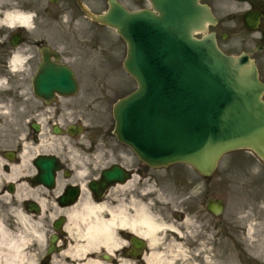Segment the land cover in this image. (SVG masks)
Masks as SVG:
<instances>
[{"label":"flooded vegetation","instance_id":"obj_1","mask_svg":"<svg viewBox=\"0 0 264 264\" xmlns=\"http://www.w3.org/2000/svg\"><path fill=\"white\" fill-rule=\"evenodd\" d=\"M111 1L131 12L151 8L149 0H0V200L41 220L44 250L53 236L64 250L69 212L84 196L101 204L125 187L120 199L150 204L173 182L134 158L102 122V102L108 99L100 95L101 70L117 61L120 43L115 30L95 17L108 13ZM200 3L216 20L209 31L221 50L249 55L264 83V0ZM49 56L74 71L76 96L49 104ZM49 156L58 160L55 172ZM108 157L126 174L113 178L116 185L102 198ZM49 172L53 187L46 184Z\"/></svg>","mask_w":264,"mask_h":264},{"label":"water","instance_id":"obj_2","mask_svg":"<svg viewBox=\"0 0 264 264\" xmlns=\"http://www.w3.org/2000/svg\"><path fill=\"white\" fill-rule=\"evenodd\" d=\"M151 1L155 12L101 17L126 42L124 67L138 84L114 107L119 141L151 167L185 163L206 177L234 150L264 161V86L254 62L219 50L198 0ZM76 89L70 70L49 63V96ZM208 208L218 215L222 202Z\"/></svg>","mask_w":264,"mask_h":264},{"label":"rangeland","instance_id":"obj_3","mask_svg":"<svg viewBox=\"0 0 264 264\" xmlns=\"http://www.w3.org/2000/svg\"><path fill=\"white\" fill-rule=\"evenodd\" d=\"M118 50L117 61L103 65L101 70L100 95L108 99V102H102L101 118L108 127L115 124L112 116L115 101L136 88L135 82L122 67L124 45L120 44ZM103 163L104 166L111 165L110 157ZM166 173L175 178L180 187L187 183L189 188H193L187 194H177L178 189L166 183L165 196L160 202H151L150 211L170 224L183 223L175 217L178 212L190 216L200 237L209 236L215 242V247H210L215 263L264 264V163L261 160L247 151L231 153L223 158L217 171L208 180H203L193 169L182 164L171 166ZM201 193L207 199L221 198L225 202L226 210L222 219L206 216V221H202L198 218L203 210L200 206ZM193 196H196L197 204ZM3 203L0 200V212H9L10 207ZM251 227L254 228L252 238L248 234ZM180 228L183 233L194 232L183 224ZM187 241L192 245L195 243L191 239ZM32 249L30 252L38 258L40 250L37 246Z\"/></svg>","mask_w":264,"mask_h":264},{"label":"bare ground","instance_id":"obj_4","mask_svg":"<svg viewBox=\"0 0 264 264\" xmlns=\"http://www.w3.org/2000/svg\"><path fill=\"white\" fill-rule=\"evenodd\" d=\"M121 191L127 189L113 191L101 204L91 202L88 196L81 199L69 212L65 228L67 247L53 258L52 264H105L96 256L101 250L111 254L125 250L122 230L145 239L149 249L141 262L119 259L118 264H218L210 250L215 242L209 236L200 237L192 218L187 217L182 224L194 232L183 233L182 224L167 223L163 217L153 214L148 204L120 199L117 194ZM19 193L23 194L21 189ZM27 215L18 209L0 212V264H42L41 220ZM253 232L254 228H249L250 238ZM188 239L195 243H188ZM35 242L41 252L38 258L30 252Z\"/></svg>","mask_w":264,"mask_h":264}]
</instances>
